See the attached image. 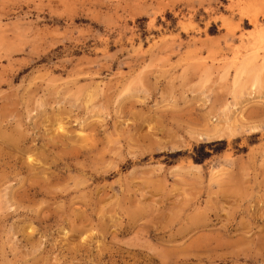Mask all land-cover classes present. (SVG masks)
<instances>
[{"label":"rangeland","instance_id":"obj_1","mask_svg":"<svg viewBox=\"0 0 264 264\" xmlns=\"http://www.w3.org/2000/svg\"><path fill=\"white\" fill-rule=\"evenodd\" d=\"M0 264H264V0H0Z\"/></svg>","mask_w":264,"mask_h":264},{"label":"bare ground","instance_id":"obj_2","mask_svg":"<svg viewBox=\"0 0 264 264\" xmlns=\"http://www.w3.org/2000/svg\"><path fill=\"white\" fill-rule=\"evenodd\" d=\"M252 50V49H251ZM44 174H45V172H44Z\"/></svg>","mask_w":264,"mask_h":264}]
</instances>
